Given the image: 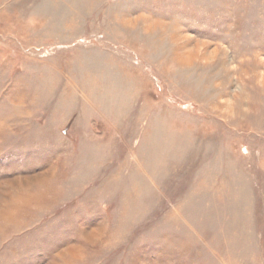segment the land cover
Here are the masks:
<instances>
[{"label":"rangeland","instance_id":"rangeland-1","mask_svg":"<svg viewBox=\"0 0 264 264\" xmlns=\"http://www.w3.org/2000/svg\"><path fill=\"white\" fill-rule=\"evenodd\" d=\"M0 264H264V0H0Z\"/></svg>","mask_w":264,"mask_h":264}]
</instances>
